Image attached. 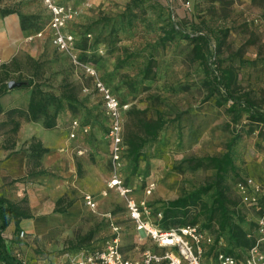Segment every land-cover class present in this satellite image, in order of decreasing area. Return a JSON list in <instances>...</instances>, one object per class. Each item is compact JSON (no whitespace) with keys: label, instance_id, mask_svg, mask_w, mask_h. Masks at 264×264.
<instances>
[{"label":"rangeland","instance_id":"obj_1","mask_svg":"<svg viewBox=\"0 0 264 264\" xmlns=\"http://www.w3.org/2000/svg\"><path fill=\"white\" fill-rule=\"evenodd\" d=\"M60 1L75 13L71 26L74 53L81 62L95 66L117 90L121 101L130 104L123 115L126 150L118 176L133 189L136 201L146 203L152 223L157 225L161 219L157 213L169 202L192 192H203L214 181L211 168L191 170L187 162L221 156L229 144L235 171L226 175L223 184L230 199L238 204L235 186L242 179L252 177L264 182V127L251 123L247 114L234 119L229 111L233 100L222 102L221 94L212 87V78L193 59L191 41L198 36H208L209 49L214 56L208 62L210 69H215V62L232 68L240 87L239 94L249 93L257 107L264 109V0H141L138 8L125 17L122 14L129 0ZM38 6V1L33 0L28 6L20 3L14 10L24 12ZM33 15L38 17L40 30L47 29L49 16L45 10ZM171 29H174L173 37L168 40ZM218 43L221 49L215 57ZM149 55L154 58V78L144 81L140 79V71ZM42 59L38 65L25 63L28 75H20L18 79L26 81L30 76L45 92L53 94L63 85L73 83V77L83 81V88L88 91L83 93L81 88L76 89L81 105L73 114L67 111L82 122L88 120L91 130L88 135L84 133L87 136H94L95 132L102 134L100 143L103 145L97 148L96 155L106 162L111 175L105 117L95 104L97 98L93 96L91 81H86L79 71L77 74L68 56L54 47L47 48ZM158 117L163 122L162 127L154 139L143 145L134 167L126 140L137 132L140 120L154 121ZM92 129L95 132L92 133ZM8 138L12 140V134L6 140ZM148 183H154L155 189L152 195L145 196ZM213 191L201 193L199 201L188 208L187 220H195V224L215 238L218 236L216 216L210 227L205 228V209L212 205ZM114 193L117 197L111 203L113 212H126L124 199ZM247 214L255 215L245 209L243 215ZM79 231L84 234V229ZM19 240L28 255L20 250L25 264L36 263L50 254L54 260L50 264L64 260L61 258L64 250L53 245L47 251L41 240ZM224 246L221 239L215 249L220 252Z\"/></svg>","mask_w":264,"mask_h":264},{"label":"crops","instance_id":"obj_2","mask_svg":"<svg viewBox=\"0 0 264 264\" xmlns=\"http://www.w3.org/2000/svg\"><path fill=\"white\" fill-rule=\"evenodd\" d=\"M31 1L0 0V89L7 86L6 91L0 95V196L18 204L30 216L20 221L19 230L14 222L10 223L3 232L6 244L12 249L17 233L20 239L27 238L31 242L41 240L47 251L52 245L58 250H64L61 257L64 260L60 259L59 263L62 264L67 257L102 251L113 238L111 231L114 225L119 229L121 252L126 258L138 260L145 250L163 253L149 238L135 231L126 212L121 213L123 215L113 212L111 203L117 196L106 185L110 177L106 162H102L100 156L96 155L97 148L103 145L100 143L101 133L92 129L94 136H87L91 127L86 126L87 135L84 134L80 119L71 116L65 109L58 112L56 125L51 129L44 127L43 119L38 122L28 119L32 89L25 88L26 82L18 78L20 75H28L25 63L38 65L47 48L54 46L47 29L23 30L20 15H33L45 9L40 0H36L38 9L17 11L9 15H2L1 11H12L20 3L28 6ZM45 13L49 16L46 10ZM73 23L74 20L66 27L71 34H74L71 27ZM28 78L32 79L30 76ZM76 80L79 79L73 77V83L68 84H74L76 89L81 88L83 92V81ZM10 82L24 85L9 89ZM60 91L55 95L59 96ZM73 117L80 127L76 131V138L69 140ZM9 134H12V140H6ZM32 139L45 150L39 159L40 167L32 172L33 175L26 166L28 153L25 151ZM78 152L83 155L79 156ZM86 195L94 199L95 210L85 206L83 198ZM80 229H84V234L80 233ZM21 232L23 237H20ZM213 247H205L202 264H217L216 255L219 250ZM21 249L24 250L23 246ZM23 252L28 256L26 250ZM50 256L42 259V263H54ZM17 258L21 260L19 254Z\"/></svg>","mask_w":264,"mask_h":264},{"label":"trees","instance_id":"obj_3","mask_svg":"<svg viewBox=\"0 0 264 264\" xmlns=\"http://www.w3.org/2000/svg\"><path fill=\"white\" fill-rule=\"evenodd\" d=\"M140 2L141 0H129L122 17H125V14L130 11L136 10ZM17 11L18 10H3L1 11V14L9 15L17 13ZM37 20L38 17L35 15H20L21 28L23 30L34 29V31H39L40 26L38 25ZM173 33L174 29H171L168 40L172 39ZM209 39L208 36L203 35L191 40L193 43V59L198 61L202 66V69H204V72L210 76V79L212 78V87L221 94L222 102H227L228 99L233 100V104L230 106L229 111L234 115V119H238L240 114H247V119L251 121V123L264 127V109L257 107V104L250 98L249 93L239 94L240 87L236 84V78L232 68L222 67L219 62L214 63V70L210 69L208 66L209 60L214 57L209 49ZM220 49L221 44L218 43L215 46V57L220 53ZM142 57L144 58V56ZM153 59L152 55L147 56V62L140 71L141 80L146 81L154 78L152 72V67L154 65ZM99 75L100 79L120 98L117 90L107 82V77L101 76L100 72ZM24 82H26V86H24L25 88L32 89L28 105V119L33 122H38L43 119V125L47 129L55 127L58 112L65 109L73 114L77 110L76 107L81 105L80 100L77 98L76 87L73 85L68 84L62 86L59 96H56L53 93L43 91L39 85L33 82V80H26ZM6 89V85L2 86L0 89V95H2ZM235 95L237 96L235 97ZM93 96L97 97L94 101L98 111L103 115V106H100V104L102 105L100 98L96 94ZM91 98L92 97L88 96L89 100H91ZM73 119L74 117L72 120ZM104 120V126L106 132H108V121L106 119ZM81 123V125L84 126L90 125L88 124V120H83ZM162 124L163 122L159 117L154 121L140 120L136 128L137 132L133 133L126 140L128 155L134 164V167L137 165L139 158L141 157V148L145 143L157 136ZM230 146L231 145L229 144L227 151L221 156L199 158L196 161L189 160L187 162L188 164H191V170H196L202 167H207V169L211 168L212 171H214V181L206 189H203V192H192L179 197L175 201L169 202L165 209L157 213L161 216L157 225L163 230L170 229V226L174 224H178L177 227L193 225L197 226L200 231L205 232L206 230L203 227L195 224V220L193 222L187 220L189 215L188 208L199 201L201 193L214 190L212 205L205 209L207 212V226L205 228L210 227L213 217L216 216L218 236L214 238L215 241L213 248H215L218 245V241L222 239L225 246L220 252L233 257L238 263H241L255 241V223L253 221L255 215L253 217L248 214L244 216L243 212L245 211V207L240 203V198L238 204L233 202L229 197L227 188L223 184L226 175L235 171ZM25 151L28 153L26 165L30 168V174L33 175L32 172L40 167L39 159L45 150L40 147L39 143L32 139L30 146ZM235 192L237 194L236 188ZM29 218L30 216L27 215L21 206L11 203L6 198L0 196V264H23L22 261L17 258L22 246V242L18 238V233L16 239L12 243V249H9L3 238V232L11 222H14L19 230L18 226L20 221ZM42 259H38L36 263L33 264H43L44 261Z\"/></svg>","mask_w":264,"mask_h":264},{"label":"built area","instance_id":"obj_4","mask_svg":"<svg viewBox=\"0 0 264 264\" xmlns=\"http://www.w3.org/2000/svg\"><path fill=\"white\" fill-rule=\"evenodd\" d=\"M40 2L49 13L47 30L52 45L57 51L68 56L76 71L91 81L94 94L102 102L103 114L109 123L107 137L110 141L109 158L113 168L106 182L107 188L124 199L128 219L135 231L149 238L158 249L163 250V253L145 250L140 259H128L121 252L119 229L113 225L114 237L102 251L67 257L62 264H202L205 247L214 245V237L193 225L168 230L161 229L149 220L151 211L146 203L136 201L133 197V189L126 186L118 176V172L123 166L122 158L126 150L123 142V112L129 109L130 104L123 103L112 89L100 79L95 66L81 62L74 53V36L66 30V27L73 20L75 13L57 0H40ZM84 91L87 92L88 89H84ZM79 127L80 124L77 120L71 121L69 140L76 138V131ZM87 128L85 127L84 132H87ZM78 153L83 154L82 152ZM235 188L240 203L245 209L255 213L253 220L255 241L241 263H238L233 257L219 252L216 255L217 264H264V182L246 177L238 182ZM154 189L155 184L148 183L144 189V195H152ZM83 201L85 206L95 210L96 204L92 196H84ZM158 217L161 218L160 215ZM23 235L21 232L20 237Z\"/></svg>","mask_w":264,"mask_h":264},{"label":"water","instance_id":"obj_5","mask_svg":"<svg viewBox=\"0 0 264 264\" xmlns=\"http://www.w3.org/2000/svg\"><path fill=\"white\" fill-rule=\"evenodd\" d=\"M23 85H24V83L10 82V83H8V88L9 89H13L15 87H20V86H23Z\"/></svg>","mask_w":264,"mask_h":264}]
</instances>
